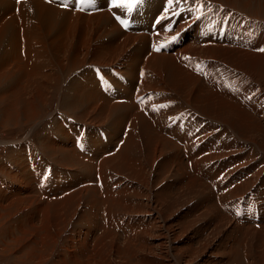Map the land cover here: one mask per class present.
<instances>
[{"label":"rangeland","instance_id":"374dc122","mask_svg":"<svg viewBox=\"0 0 264 264\" xmlns=\"http://www.w3.org/2000/svg\"><path fill=\"white\" fill-rule=\"evenodd\" d=\"M1 1L0 19L5 21L0 22V30L10 28L11 34L0 35V176L3 177V182H0V264H264V166L258 167L264 164V108L255 106L261 97L253 86L257 85L264 92L263 61L257 58V67L246 69L238 66L240 63L236 56H240L239 53L224 55L213 52L205 56L201 50L208 45L194 44L186 38L192 29L179 34L173 53H154L151 47L154 35L131 33L133 37L130 36L132 38L127 44V32L120 29V33L106 19H100V14L106 11L80 16L81 13L61 10L63 14L70 15L63 17L57 14L60 10L52 6L49 9L55 15V25H47L41 17L40 6L34 5L37 14L32 13V7H28V11L37 18L29 19L32 25L29 28L25 25L26 16L14 14V2ZM35 1L43 4L40 0ZM161 1L152 4L153 8L147 12L140 10L141 17L147 16L151 20L154 14L163 12L159 9ZM210 1H220L216 4L237 15L246 13L240 6L241 1L250 4L252 11L255 7L259 11L264 10V0ZM105 14L109 15L108 12ZM10 16L11 20L7 18ZM251 16L264 21L262 16L253 12ZM20 18L24 27V35L21 36L16 25ZM132 40L135 42L131 44ZM19 45L25 46L24 51L21 47V54ZM63 45L67 50L57 54L55 48ZM224 47L231 48L228 45ZM76 50L82 64L76 67L75 72L71 70L64 74L58 71L55 64L57 56L62 57L63 53L67 56L69 51L68 60L62 61V65L68 68ZM185 54L215 59L217 66L212 63L216 66L214 70H209L211 65H204L190 72L191 63ZM256 55L263 57L264 53ZM98 61L127 77L128 85L115 82L126 98L131 97L128 94L131 95L134 89L140 66L145 64L151 80L146 82V89H163L177 99L180 105L169 111L171 114L184 108L193 109L198 121L205 122L201 128L204 136L211 140L212 133H215L221 142V151L216 152L206 146L198 150L181 138H171L168 133L165 136L164 115L156 118L154 123L138 112L133 102L118 103L102 92V98L106 100L103 107H113L112 111L116 109V112L114 110L115 115L108 117L96 113L95 119H84L87 125L101 128L106 137L103 140L94 131L90 133L92 154L86 161L80 159L74 148L75 138L71 135L77 133L74 124L65 128L56 123L60 117L69 114L68 106L64 105L65 97L59 93L60 96L53 97L48 103L53 90L46 85V77L57 72L60 81L56 82V91L65 90L69 82L71 89V84L78 79L79 86L96 94L92 87L95 85L94 74L87 66ZM104 67L107 66H102V69ZM171 68L175 69L174 72ZM42 85L44 90L40 88ZM35 88L43 91L48 100L44 107L40 104L41 117L28 122L24 119L27 116L25 112L27 104L32 103L37 94ZM248 94H252L251 99L241 103L242 97ZM125 107L130 109L124 111ZM48 124L51 130L47 129ZM127 124L129 133L123 139L121 134ZM70 130L71 141L67 143ZM64 133L68 135L63 136ZM29 139L55 165L57 174L49 184L47 194L51 196L47 198L40 197L35 189L28 168L29 156L22 146L16 149L9 147L15 140L31 141ZM56 144L70 150L74 158L65 159L66 154L55 151ZM238 161L241 163L237 165ZM122 162L128 163L127 169L131 174L113 167ZM107 164L109 169L105 166ZM202 164L219 166L212 178L223 169L228 171L227 174L238 175V178L246 177L248 173L252 175L233 187L223 189L224 193H216L205 180L206 177L208 182L210 169L204 172ZM137 169L143 172L142 181L132 175ZM199 171L204 174H199ZM67 178L75 181L65 186ZM258 181L262 185L261 194L253 195L259 205L251 197V203L240 213L241 218L232 219L224 205L238 201L248 190L259 192V186L251 187ZM226 186L228 184L223 188ZM84 217L89 219L85 221ZM56 225L61 229L57 230Z\"/></svg>","mask_w":264,"mask_h":264},{"label":"bare ground","instance_id":"6f19581e","mask_svg":"<svg viewBox=\"0 0 264 264\" xmlns=\"http://www.w3.org/2000/svg\"><path fill=\"white\" fill-rule=\"evenodd\" d=\"M257 2H259V1H261V0H256ZM213 2H220V1H213ZM247 2H249V1H247ZM2 3V1L0 0V4ZM217 4H219V3H217ZM2 5V4H1ZM10 6H13V5H11V4H9ZM34 5L36 6V7H39L40 6V8H41V12H42V14H41V17H42V19L45 21V23L47 24V25H55V15H54V13H53V11L52 10H50L51 8H53L51 5H48V4H45V3H39V1H35V0H32L31 1V4L30 5H28V6H26L25 8L27 9H25L24 11H21V15H20V17L22 16V17H25L26 16V23H25V25L27 26V27H29V28H31L32 27V25H31V23H30V20L29 19H33V20H35L36 18H37V15H33L32 13H35V14H37L36 12V10H34L33 9V7H34ZM251 5H255V4H251ZM240 6H242L244 9H245V11H246V13L245 14H247L248 16H250V17H252L251 16V14H252V12H253V14H258V15H260V16H262L263 18H264V10H258L256 7L254 8V10L252 11L251 9H250V4H248V3H246L245 4V2L244 1H241V4H240ZM28 7H32V13H31V11L29 10L28 11ZM51 7V8H50ZM50 8V9H49ZM155 8V7H154ZM156 9V8H155ZM40 9H38V11H39ZM58 10V9H57ZM258 10V11H257ZM155 11V10H154ZM8 12V11H7ZM65 12V11H64ZM140 12V11H139ZM138 12V13H139ZM106 13V12H105ZM105 13H103V14H100V19H102L103 18V20L104 19H106L107 21H108V23L110 24V26L112 25L113 27H114V29H116V30H118L119 32H120V28H119V26L114 22V20L112 19V17L110 16V15H108V14H105ZM155 13H156V11H155ZM163 13V15H167L168 13H169V11H163L162 12ZM57 14L58 15H60V16H63V17H69L70 15L68 14V13H64L63 14V12H61V10L60 11H58L57 12ZM80 16H82V15H84V14H79ZM40 16V15H39ZM73 16V15H72ZM89 16V15H88ZM154 16H155V14H154ZM58 17V16H57ZM62 17V18H63ZM86 17V16H85ZM91 17H96V16H91ZM9 20H11V16L10 17H7ZM13 19V18H12ZM38 19H39V17H38ZM97 19V18H96ZM99 19V20H100ZM105 20V21H106ZM3 21H5V20H3ZM2 21V19H0V22L2 23L3 22ZM58 21V20H57ZM60 22V21H59ZM63 22V21H62ZM104 22V21H103ZM66 24V23H65ZM11 25V22H9V26ZM16 25L18 26V28H19V21L17 20L16 21ZM100 25V24H99ZM105 25V24H104ZM183 27H185V26H183ZM29 28H27V30L29 29ZM99 29V28H98ZM78 30V29H77ZM109 30V29H108ZM107 30V31H108ZM11 31V29L10 28H2V30H0V35L3 33L4 35L5 34H7V33H9ZM79 31V30H78ZM28 32H30V31H28ZM116 32V31H115ZM123 32V31H122ZM68 33V32H67ZM109 33H111L110 31H109ZM121 33V32H120ZM124 33V32H123ZM10 34H11V32H10ZM113 34H114V32H113ZM15 35H17L18 36V34H17V32H16V34ZM24 35V34H23ZM28 35V34H27ZM128 35V36H127ZM127 35H126V43L128 44V40H130V38H132L133 37V35H131V33L129 34V33H127ZM145 35V34H144ZM70 36V35H69ZM121 36V35H120ZM123 36H125V35H123L122 34V37ZM130 36H132V37H130ZM113 37V36H112ZM155 37V39L157 38L156 36H154ZM16 38V37H15ZM18 38V37H17ZM35 38V37H34ZM37 38V37H36ZM87 38V37H86ZM124 38V37H123ZM19 39V38H18ZM20 39H21V37H20ZM33 39V38H32ZM82 39V38H81ZM136 39H138V38H136ZM29 40V39H28ZM125 40V39H124ZM123 40V41H124ZM262 40V39H261ZM17 41V40H16ZM63 41V40H62ZM92 41V40H91ZM124 42V43H125ZM133 42H135V40L133 41L132 40V42H130L131 44L133 43ZM29 43H30V45H31V42H30V40H29ZM81 43V42H80ZM23 43L21 42V44L20 45H22ZM26 44V43H25ZM24 44V45H25ZM63 44H64V42H63ZM121 44L122 45H124L125 46V44H123V42H121ZM126 44V45H127ZM131 44H129V45H131ZM143 44V43H142ZM191 44H192V42H191ZM19 45V54H21V50H22V46H20ZM106 45V44H105ZM119 45H120V42H119ZM144 45V44H143ZM121 46V45H120ZM123 46V47H124ZM146 46V45H145ZM22 47V48H21ZM103 47V46H102ZM63 48H65L64 47V45H63V47H56L55 48V50L54 51H56V53L58 54V52L59 51H66L67 49H63ZM94 48V47H93ZM99 48H101L100 47V45H99ZM121 48V47H120ZM125 48H126V46H125ZM136 48V47H135ZM200 48H201V46H200ZM202 48H204V49H202L201 50V52L205 55V56H209V54H212L213 52H220V53H222V54H224V55H229V53H235V54H237V53H239V55L240 56H236L237 57V59H238V63H240L238 66H241V67H245L246 69L247 68H250V69H252V68H255V67H257L256 66V63L255 62H257V60L258 59H260V60H262L263 62V66H264V56L262 57V56H260V57H257V56H259V55H256V53L255 52H251V51H247V50H242V49H238V48H233V47H231V48H228L227 49V47H224V45L222 44V42H216V43H214L213 45H208V46H204V47H202ZM124 49V48H123ZM85 50V49H84ZM239 50V51H238ZM23 51H24V49H23ZM86 51V50H85ZM92 51V50H91ZM90 51V52H91ZM95 51V50H94ZM102 51V50H101ZM100 51V52H101ZM104 51V50H103ZM102 51V52H103ZM142 51V50H141ZM176 51V50H175ZM238 51V52H237ZM101 52V53H102ZM105 52V51H104ZM67 53V56H65L64 55V53H63V56L62 57H59V56H57L58 58H56L58 61H56L55 62V64H57V66H56V69L58 70V71H61L62 73H68L69 71H71L72 70V72H75V69H76V67H78V66H80L82 63H80L79 62V53H78V51L76 50V51H74V53H75V55L72 57V65L71 66H69L68 68H65L62 64H63V62H65V60H68V56H69V51H67L66 52ZM73 53V52H72ZM81 53V52H80ZM95 53V52H94ZM99 53V52H98ZM117 53V52H116ZM143 53V52H142ZM164 53V52H163ZM39 54H42V53H39ZM253 54V56H251ZM33 54H31L30 55V57L32 56ZM70 55H72V54H70ZM81 55V54H80ZM91 55V54H90ZM97 55V54H96ZM107 55V54H106ZM164 55V54H163ZM93 56V55H92ZM115 56V55H114ZM87 57V56H86ZM93 57H95V56H93ZM107 57H108V55H107ZM165 57V56H164ZM202 57V56H201ZM211 57V56H210ZM213 57V56H212ZM228 57V56H227ZM92 58V57H91ZM98 58V57H97ZM215 58H217V57H215ZM219 58V57H218ZM234 58V57H233ZM232 58V59H233ZM258 58V59H257ZM21 59V61H22V57L20 58ZM31 59V58H30ZM63 59H65L64 61H63ZM100 60H101V58H99ZM103 59V58H102ZM137 59V58H136ZM226 59V58H225ZM228 59H229V57H228ZM232 59H231V61H232ZM104 60V59H103ZM115 60V59H114ZM113 60V61H114ZM169 60H170V58H169ZM63 61V62H62ZM88 62V61H87ZM109 62V61H108ZM89 63V62H88ZM91 63H93V62H91ZM219 63V62H218ZM94 64V63H93ZM138 64V63H137ZM96 66H102L103 65V63L101 62V61H98L96 64H95ZM113 65V64H112ZM214 65H216L215 63H214ZM85 66V65H84ZM170 66H171V64H170ZM175 66V65H174ZM217 66V65H216ZM216 66H214V67H209L211 70L213 69H215L216 68ZM165 67V66H164ZM172 67V66H171ZM180 67V66H179ZM182 67V66H181ZM205 67V66H204ZM175 68V67H174ZM177 68V67H176ZM100 69V68H99ZM172 69V68H171ZM183 69V68H182ZM209 69V70H210ZM89 70V69H88ZM101 70V69H100ZM173 70V69H172ZM175 70V69H174ZM174 70L172 71V72H174ZM207 70V69H206ZM77 71V70H76ZM90 71V70H89ZM163 71V70H162ZM169 71H170V69H169ZM199 71H201V70H199ZM205 71V70H204ZM216 71V70H215ZM91 72V71H90ZM171 71H170V73H172ZM92 73V72H91ZM93 74V73H92ZM132 75V74H131ZM173 76V75H172ZM175 76V75H174ZM191 76V75H190ZM218 76V75H217ZM79 77V76H78ZM46 80H47V83L48 84H46L47 86H48V88H51L52 90H53V93H54V95H53V93H52V96H51V99H49V101H48V103H51L52 102V99H53V97H57V95H59V93H60V95H61V97L63 98V97H65L64 98V100H66L65 102H64V105H65V107L66 106H68V109H69V114L67 113V110L66 111H64V112H66L67 114H68V116H70V117H72L73 119H77V120H79V122H81V123H83V124H86V121L84 120V119H91V118H93V119H95L94 118V116L96 115V113L98 114V115H102V116H104V115H106L107 117L108 116H110V115H112L113 116V114H114V110H115V112H116V109H114L113 111H112V109H113V107L112 108H105V107H103V105H104V103H105V99H103L102 98V91H101V89H100V87L98 86V83H97V80L95 79V77H94V81H95V85L94 86H92L93 87V90L95 91V93L96 94H94V93H92V92H90L89 90H87L84 86H79V81H78V79H76L75 80V82L74 83H72L71 84V89L69 88V84H70V82H69V84L66 86V89L65 90H60V91H56V82L57 81H60V77H57V72H54V75H52V76H49L48 75V77H46ZM39 81V80H38ZM42 81V80H41ZM160 82V81H159ZM177 83V82H176ZM86 85H88V84H86ZM40 86V85H39ZM43 86V85H42ZM36 87V86H35ZM38 87V86H37ZM46 87V86H45ZM91 87V86H90ZM201 87V86H200ZM40 88H42V90H44V86L43 87H40ZM69 88V89H68ZM36 90H35V92L37 93L36 94V96H35V98H34V100L32 101V103H28L27 105H28V109H27V111L25 112V115H27V116H25L24 117V119L25 120H27L28 122L29 121H31V120H36L37 118H40L41 117V115H42V112H40L38 109H41V106H43L46 102H47V100H48V96H46V95H44L43 94V91H41V90H38V88H35ZM45 90H46V88H45ZM92 90V91H93ZM46 94V93H45ZM59 95V96H60ZM198 95H200L199 93H198ZM198 97V96H197ZM200 97V96H199ZM194 98V97H193ZM190 100V99H189ZM199 100V99H198ZM196 101V100H195ZM38 103V104H37ZM188 103V102H187ZM40 104H41V106H40ZM109 104V103H108ZM110 105V104H109ZM119 105V104H118ZM122 106H123V104H121ZM194 105H196V103L194 104ZM44 107V106H43ZM62 107V106H61ZM115 108V107H114ZM196 108H198L197 106H196ZM202 108V107H201ZM121 109V108H120ZM130 108H127V110H129ZM26 110V109H25ZM58 110H59V108H58ZM118 110V109H117ZM126 110V107H125V110L124 111H127ZM206 111H207V109H206ZM111 112H113V113H111ZM123 113V112H122ZM121 113V114H122ZM131 113V112H130ZM64 114V113H63ZM115 115V114H114ZM125 115V114H124ZM229 115V114H228ZM125 116H127V114L125 115ZM120 117V116H119ZM224 117V116H223ZM225 117H227V116H225ZM229 117V116H228ZM96 118H98L97 116H96ZM86 119V120H87ZM103 119V118H102ZM105 119V118H104ZM121 119H122V117H121ZM225 119H227V118H225ZM109 120V119H108ZM77 122V121H76ZM59 126H63L62 125V123L60 122V121H58V122H56ZM104 123V122H103ZM227 123V122H226ZM230 123V122H229ZM114 125H115V123H113ZM96 125V124H95ZM142 125V124H141ZM73 126V125H72ZM104 126V125H103ZM64 127V126H63ZM67 127V126H66ZM69 127H71V126H69ZM94 127V126H93ZM118 127V126H117ZM125 127V126H124ZM121 128H123V126L121 127ZM122 131V130H121ZM141 133V132H140ZM65 134V133H64ZM161 134V133H160ZM244 134H246V133H244ZM68 134H65V135H63V136H67ZM69 140L67 141V143H69L70 141H71V135L69 134ZM152 137V136H151ZM245 137L247 138L248 137V135H245ZM152 139V138H151ZM153 139H155V137L153 138ZM133 140V139H132ZM135 140V139H134ZM158 140V139H157ZM155 141V140H154ZM257 141V140H256ZM151 142V141H150ZM158 142V141H157ZM135 143V142H134ZM146 143V142H145ZM148 143V142H147ZM162 143H163V141H162ZM149 144V143H148ZM147 144V145H148ZM152 144V143H151ZM155 144H157L156 142H155ZM69 145V144H68ZM135 145V144H134ZM161 145V144H160ZM50 146V145H49ZM56 146V152H58V153H60V154H66L67 156H66V158L65 159H67V158H74L73 156H72V152L70 151V150H67V149H65V147L64 148H62L61 147V145H55ZM151 146V145H150ZM155 146V145H154ZM161 146H163V145H161ZM147 147V146H146ZM157 147V146H156ZM158 148V147H157ZM163 148V147H162ZM164 148H165V145H164ZM73 149V148H72ZM153 149V148H152ZM152 149H150L151 151H152ZM161 149V148H160ZM153 150H156V149H153ZM158 151V150H157ZM161 151V150H160ZM166 151V150H165ZM127 152V151H126ZM164 152V151H163ZM155 153V152H154ZM76 154H77V152H76ZM114 154V153H113ZM77 155H75V157H76ZM127 156H128V154H127ZM150 156V155H149ZM158 156V155H157ZM135 157V156H134ZM150 158L152 159L153 157H151L150 156ZM155 158V157H154ZM158 159V158H157ZM156 159V160H157ZM72 160H75V159H72ZM113 160V159H112ZM128 160V159H127ZM153 160H155V159H153ZM97 161V160H96ZM95 161V162H96ZM116 161V160H115ZM109 162H113V161H109ZM108 162V163H109ZM126 162V161H125ZM151 162V161H150ZM155 162V161H154ZM71 164V163H70ZM104 164H106V163H104ZM112 164V163H111ZM109 164H107V165H105V166H107V168L109 169V167H110V165L108 166ZM131 165V164H130ZM135 165V164H134ZM165 165V164H164ZM168 165V164H167ZM69 166V165H68ZM103 166V165H102ZM104 166V167H105ZM129 165H128V163H124V162H122V163H120L119 165H113V167H119L118 168V170L119 169H121V170H123V171H125V172H128V169H127V167H128ZM171 166V165H170ZM125 167V168H124ZM168 167V166H167ZM172 167V166H171ZM94 167H92V169H93ZM106 168V167H105ZM169 168V167H168ZM140 169H142V168H140ZM113 170V169H112ZM141 171V170H140ZM93 172H94V170H93ZM121 172V171H120ZM142 172V171H141ZM141 172H139L138 171V169H137V171L136 172H133L132 173V175H134V177L135 178H137L139 181L141 180L142 181V174H143V172L141 173ZM113 173V172H112ZM128 174H131V173H129L128 172ZM110 175V174H109ZM108 175V176H109ZM113 175V174H112ZM122 175V174H121ZM127 175V174H126ZM22 176V175H21ZM93 176V175H92ZM109 177H112L111 175L109 176ZM127 177V176H126ZM144 177V176H143ZM129 178V177H128ZM116 179V178H115ZM136 180V179H135ZM75 181V179L74 180H71V179H69V178H67L66 179V181H65V186L66 185H68V184H72L73 182ZM111 182V181H110ZM127 183V182H126ZM114 185V184H113ZM117 186V185H116ZM99 190V189H98ZM137 191V190H136ZM34 192V191H33ZM33 192H32V194H33ZM74 192V191H73ZM71 192H69V194H70ZM80 193H82V192H80ZM76 194H78V193H76ZM76 194H75V197H76ZM73 195V194H72ZM117 195V194H116ZM142 195V194H141ZM202 195V194H201ZM236 195V194H235ZM118 197V196H117ZM71 199V198H70ZM80 199V198H79ZM117 200H118V198H117ZM117 200H115V201H117ZM77 202V201H76ZM109 202V201H108ZM119 202V201H118ZM117 202V203H118ZM119 205H123L122 203L120 204V203H118ZM112 205V204H111ZM116 205V204H115ZM114 206V205H113ZM87 207H88V204H87ZM116 207V206H115ZM122 208H125L124 206H122ZM117 209H119L118 207H117ZM120 209H121V206H120ZM124 210V209H123ZM112 211H114V209H112ZM115 212V211H114ZM170 212V211H169ZM118 215V214H117ZM98 218V217H97ZM89 219V217L88 218H86V217H84V220L85 221H87ZM155 219V218H154ZM221 219V218H220ZM222 219H223V217H222ZM228 220V219H227ZM218 223V222H217ZM57 226V230H60L61 228H60V226L59 225H56ZM223 226V225H222ZM113 244H114V242H113ZM34 249H36L35 247H34Z\"/></svg>","mask_w":264,"mask_h":264},{"label":"snow or ice","instance_id":"6c2138e0","mask_svg":"<svg viewBox=\"0 0 264 264\" xmlns=\"http://www.w3.org/2000/svg\"><path fill=\"white\" fill-rule=\"evenodd\" d=\"M123 2H125L127 6L131 8V6L137 4L139 0H123ZM179 2H182V0H179ZM261 50L264 51V49Z\"/></svg>","mask_w":264,"mask_h":264},{"label":"built area","instance_id":"2783aa9c","mask_svg":"<svg viewBox=\"0 0 264 264\" xmlns=\"http://www.w3.org/2000/svg\"><path fill=\"white\" fill-rule=\"evenodd\" d=\"M224 264V263H223Z\"/></svg>","mask_w":264,"mask_h":264}]
</instances>
